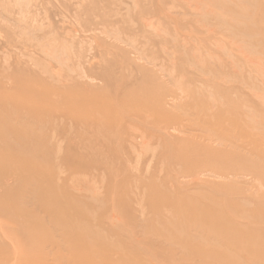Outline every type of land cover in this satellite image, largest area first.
<instances>
[{
    "label": "rangeland",
    "instance_id": "374dc122",
    "mask_svg": "<svg viewBox=\"0 0 264 264\" xmlns=\"http://www.w3.org/2000/svg\"><path fill=\"white\" fill-rule=\"evenodd\" d=\"M89 258L264 264V0H0V264Z\"/></svg>",
    "mask_w": 264,
    "mask_h": 264
},
{
    "label": "bare ground",
    "instance_id": "6f19581e",
    "mask_svg": "<svg viewBox=\"0 0 264 264\" xmlns=\"http://www.w3.org/2000/svg\"><path fill=\"white\" fill-rule=\"evenodd\" d=\"M224 23H226V22H224ZM220 27H222V26H220ZM231 29V28H230ZM221 136V135H220ZM147 145V144H146ZM146 147H148V146H146ZM6 234V233H5ZM19 254V253H18ZM17 255V254H16ZM20 255V254H19ZM18 256V255H17ZM73 256H75L74 254H73ZM129 260V259H128ZM15 261H17V260H15ZM109 261V260H108ZM130 261V260H129ZM85 264H93V262L90 260V258L87 260V261H83ZM16 263V262H15ZM82 263V261L80 262V264ZM119 264V263H118ZM121 264V263H120Z\"/></svg>",
    "mask_w": 264,
    "mask_h": 264
}]
</instances>
